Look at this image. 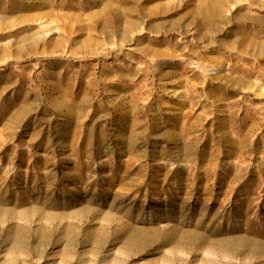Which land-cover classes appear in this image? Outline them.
<instances>
[{
    "label": "rangeland",
    "instance_id": "1",
    "mask_svg": "<svg viewBox=\"0 0 264 264\" xmlns=\"http://www.w3.org/2000/svg\"><path fill=\"white\" fill-rule=\"evenodd\" d=\"M0 264H264V0H0Z\"/></svg>",
    "mask_w": 264,
    "mask_h": 264
}]
</instances>
